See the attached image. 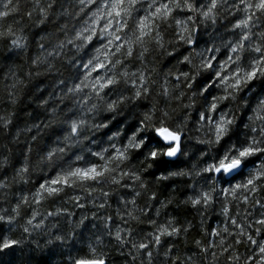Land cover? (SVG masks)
I'll use <instances>...</instances> for the list:
<instances>
[{
  "label": "clouds",
  "instance_id": "9594fccd",
  "mask_svg": "<svg viewBox=\"0 0 264 264\" xmlns=\"http://www.w3.org/2000/svg\"><path fill=\"white\" fill-rule=\"evenodd\" d=\"M0 264H264V0H0Z\"/></svg>",
  "mask_w": 264,
  "mask_h": 264
}]
</instances>
